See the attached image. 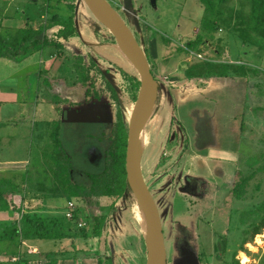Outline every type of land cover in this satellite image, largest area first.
Returning a JSON list of instances; mask_svg holds the SVG:
<instances>
[{
    "label": "rangeland",
    "instance_id": "1",
    "mask_svg": "<svg viewBox=\"0 0 264 264\" xmlns=\"http://www.w3.org/2000/svg\"><path fill=\"white\" fill-rule=\"evenodd\" d=\"M81 1L55 0L71 7L70 9L66 5H61L58 12L62 15H67V12L73 14L72 9L80 12L81 27L93 33L98 27V35L95 36L104 46L93 47L92 51L86 49L79 41L75 43L71 50L73 53H69L68 67L70 66L72 72L69 68L64 73L53 72L61 79L53 80L50 102L58 109L60 107L59 111L64 120L68 119V112H75L78 117L77 112L87 109L84 113H88L81 119L92 120V125L107 123L113 126L120 120L119 122L128 124L129 128L136 106V96L139 94V91L137 95L132 91L131 81L140 80L139 70L121 52L112 33L106 27L100 22L98 25L87 20L92 14ZM107 2L125 20L145 51L152 72L160 85V93L165 84L170 82L171 74H178V71L187 69V72L194 74L193 78L201 79L206 73L197 75L198 68L207 67L208 63L212 62L227 61L228 51H231V69L240 77L249 80L242 157L239 159V171L236 170V174L231 173L230 184L223 186L227 191L225 195L221 188L219 189L218 183L213 180L202 177V183L198 185L197 178L189 175L187 151H182L187 138L186 130L173 119L159 118L161 101L156 102L153 114L142 133L140 160L145 180L162 218L168 264H264V248L252 252L248 246L255 242L257 235L264 229V28L255 33L249 31L251 26L249 27L247 20L251 9L248 4L250 0H215L217 11L222 13L215 35L207 32L206 21L208 20L207 23L213 21L206 15L208 12L206 13L205 6L200 0H107ZM214 36L219 45V55L214 53L216 48L212 46ZM245 46L251 48L248 55L245 54L248 50L244 49ZM83 51L87 52L84 60L78 56ZM74 53L76 54L73 55ZM75 61L77 68L82 69L78 72V77L74 71ZM83 63L86 69L90 68V80L85 88L78 83L80 80L75 82L78 85L72 84L76 77H81L84 71ZM223 72V68L217 67L209 74ZM31 81L28 96L34 102L37 79ZM108 83L115 89L117 101L113 100ZM46 84L48 85V82ZM73 91L77 92L76 96L70 98L69 94ZM86 91L90 95L85 97ZM64 97L66 100L67 97L70 98L71 102L73 100L81 102L70 106L64 103L66 101ZM49 110L50 107H47L45 116L41 113L35 117V127L31 128V122L28 124L30 131H34L35 148L32 156L39 150L49 149L48 169L63 188L62 197L58 191L53 194L57 206L53 205L52 208L47 206L39 208L40 205L35 206L36 203L32 201L25 203L18 197L14 199L15 202L13 200L10 202L25 210L28 206L27 211L39 209L37 210L39 212L42 209L45 211L43 216L51 220H63L75 235L73 239L61 241L63 245L60 250L72 253V257H67L63 264H99L100 258L112 254L110 248L107 249L105 246V239L93 236L89 231L86 210L90 212L93 208L100 209V215L105 217L115 205L117 207L114 213L115 223L112 235L108 238L116 257L115 264H147L149 244L142 226L145 212L141 202L135 195L132 198L77 196L76 171L60 169L57 165L58 147L55 146L53 139L55 127L52 121L47 122L50 116L52 117ZM42 126L45 127L44 133ZM74 131L77 140L82 141L79 145L89 140L86 130L78 127ZM204 134L208 136V133ZM108 136L103 141H97L98 144L89 152L91 163L99 168L102 167L105 153L110 149L111 135ZM27 144L28 142L21 143L18 146L17 143L14 145V142H11L12 147L0 150V161L25 156ZM38 163L42 164L43 173L45 163L40 160ZM240 170L243 179L239 174ZM241 179L242 196L239 199L233 192V186ZM40 182L46 186L53 185L52 179L45 174ZM43 190L48 192L47 189ZM5 206V202L0 203V211H4L2 209ZM69 211L74 213L71 220L66 217ZM7 221V216L1 213L0 222L4 234L13 230L12 223L6 225ZM34 244V248H39L41 244L51 245L42 242ZM21 254V251L15 249L0 248V264H27Z\"/></svg>",
    "mask_w": 264,
    "mask_h": 264
},
{
    "label": "crops",
    "instance_id": "2",
    "mask_svg": "<svg viewBox=\"0 0 264 264\" xmlns=\"http://www.w3.org/2000/svg\"><path fill=\"white\" fill-rule=\"evenodd\" d=\"M42 2L43 4H41ZM61 5L66 4L55 2V0H0L1 42L12 44L23 31H39L44 28L47 32L46 35L53 37L63 45L61 48L44 46L17 61L0 55V150L12 147L11 142H14V145L17 143L18 146L28 142L25 147V156L28 157L22 156L18 159L0 161V180H8L17 186L18 193L15 194V199L18 197L25 203L32 201L36 203L35 206L40 205L39 208L45 206L52 208L55 205L53 194L58 191L59 196L62 197L64 190L48 169L47 153L49 149L36 150V154L32 156L35 148L34 131L32 129L33 132L30 131L28 124L31 122V128L35 127V117L41 113L45 116V110L50 107L49 111L52 117L50 116L47 122L52 121L54 127L59 121L92 125V120L81 119L88 113H84L87 109L77 112L78 117L75 112H68V119L64 120L59 111L60 107L58 109L50 102L52 90L46 81L60 78L53 72L64 73L68 68L72 72L70 66L68 67L69 53H73L71 50L76 45L75 43H78L77 41L92 51L94 48H103L104 46L97 40L95 35L98 34L81 27V18L76 19L79 37H70L69 39L59 37L57 33L61 30V26L54 24L55 17H61L60 19L65 21L72 16L71 12H67V15L59 13L58 9ZM66 6L68 7V5ZM215 32L218 31L208 34L215 35ZM212 42H214V44L211 43L212 46L216 48L214 53L219 55L220 49L215 36ZM244 49H248L245 52L246 55L251 51L250 47L245 46ZM79 54V58L84 60L87 52L83 51ZM226 58L227 61L212 62L214 65L212 68L200 67L199 71L195 70L197 75L206 73L202 75L201 79L198 77L191 79L194 74L187 72V69L178 71V74H171L170 82L166 83L162 89V105L158 112L159 118L173 119L186 130L188 139L186 157L190 167L189 175L194 176L192 177L194 179L197 178L198 185H201L202 177L213 180L218 183L223 195L227 193L223 186L230 184L231 173L239 171V159L242 157L241 151L244 143V116L249 90V80L246 77H240L234 72V69H231V51L227 52ZM219 64L230 66L229 71L221 75L209 74L211 71H215V66ZM80 70L82 69L77 68L75 61L74 71L77 77ZM77 77L72 84H77L75 82L80 80V77ZM32 79H37L35 103L28 96ZM65 80L67 79L65 78ZM67 81L66 83L69 84ZM63 99L66 100V97ZM64 103L70 105L71 99L67 97ZM84 106L83 104L82 107ZM44 131L45 127L42 126V132L44 133ZM205 132L208 133V136L204 134ZM38 160L45 163L43 173L52 179V186H46L40 182L44 174L42 173V164H39ZM43 188L48 192H45ZM59 196L58 198H60ZM27 207L26 210L22 209L23 214L29 212L43 215L45 212L42 209L39 212L37 211L39 209L27 211ZM1 213H4L8 218L6 225L16 222L21 229L22 214L9 210L0 211ZM2 228L0 222V233H2ZM36 242L51 243V245L41 244L39 248H34L33 245ZM62 245V242L53 240H26L22 235L15 239H1L0 236V248L21 251L27 264L65 263L67 257H72V253L70 251L67 253L66 250L61 251ZM73 261L75 260L73 259Z\"/></svg>",
    "mask_w": 264,
    "mask_h": 264
},
{
    "label": "trees",
    "instance_id": "3",
    "mask_svg": "<svg viewBox=\"0 0 264 264\" xmlns=\"http://www.w3.org/2000/svg\"><path fill=\"white\" fill-rule=\"evenodd\" d=\"M200 1L205 6L206 13L208 12V14L206 15H208V17H210L209 19L213 21L209 23H207L208 20L206 21L205 24L207 27V31H216L218 29V22L222 17L221 11H217L215 0ZM248 4L251 7L247 20L249 21V27L251 26V29H249V31L251 33H255L264 28V0H250ZM72 10L74 11V13L72 14V16H70L69 19L65 21L61 20V17H55L54 19V24L61 26V30L57 33L59 37L69 39L70 37L80 36L79 30L76 26V19L81 18L79 14L80 12H77L76 9ZM88 20L91 23L100 25L99 21L93 15L89 16ZM98 30L99 28L97 27L95 29L96 34H98ZM46 33L47 32H45L44 28H41L39 31L25 30L12 44H4L0 41V55L17 61L29 56L33 51L41 49L44 46H54L57 48H61L63 46L53 37H49L48 35H46ZM213 66L214 65L212 63H208L207 65V67L211 68ZM83 67L84 71L81 73L80 82L78 83H80V86L85 88L88 81L90 80V68L86 69L84 65ZM215 67L223 68V73L225 74L228 72L225 69L229 68L230 66L227 67V65L221 64ZM193 77L194 76H191V79H193ZM46 82H48L51 88L54 87L53 80H48ZM131 83V89L137 95V92L140 90L141 82L139 79H134L131 81ZM107 86H109L112 91L113 100L117 101L118 98L115 89L109 83ZM76 93L77 92L73 91L71 94H69L70 98L73 96L75 97ZM89 95V92L86 91L85 97ZM160 101L161 93L159 92L157 103H159ZM78 102L81 101L73 100L71 104L75 105ZM119 121L120 120L114 123L113 126L107 124L88 126L59 121L55 126L53 139L55 142V146L58 147L57 165L60 169L66 168V170L74 169L76 171L77 196L81 198L114 196H119L122 198H132V196L134 195L128 183L126 171V153L129 128L128 124ZM78 127L86 130V136H88L89 139V142L87 141L83 145H79L82 141L77 140V136H75L74 134V129ZM96 131H99V133H97ZM109 133H111V136L109 135ZM107 136L109 137L111 145L110 149L105 153L104 161L102 160V167L99 168L91 163L89 159V152L98 144L97 141H103ZM187 150L188 139L186 138L185 148L183 151L186 152ZM239 174L243 179L244 176L241 170ZM241 180L239 181L240 183L238 182L233 186V192L239 199L242 196L240 186L242 185L243 180ZM16 193H18V188L16 185L8 180L0 181V203H6V206L2 210H9L22 214L20 220L21 229H19L16 222H14L12 223L13 230L10 233H0L1 239H15V237L22 235L26 240L38 239L61 242L67 239L75 238V235L71 233L63 220H51L50 218L41 214L36 215L29 212L23 214L22 208L14 205L15 197L13 196H15ZM12 200L14 202H10ZM99 210L100 209L97 208H93L90 212L88 209L86 210L88 228L93 236L99 237L100 239L104 238L106 248H110L112 252L110 256L100 258L99 264H115L116 257L114 255V252L112 251V246L109 244L108 238H110L112 235V230L115 223L114 213L117 211V207L113 205L105 217H102V215H100ZM21 257L25 259V256H23L22 254Z\"/></svg>",
    "mask_w": 264,
    "mask_h": 264
},
{
    "label": "water",
    "instance_id": "4",
    "mask_svg": "<svg viewBox=\"0 0 264 264\" xmlns=\"http://www.w3.org/2000/svg\"><path fill=\"white\" fill-rule=\"evenodd\" d=\"M91 14L106 27L115 38L121 52L139 70L140 90L129 124L126 153L128 183L133 194L145 208L152 228L147 264H168L165 233L157 203L145 180L137 147L157 102L160 85L153 75L149 59L125 20L107 0H82ZM148 242V241H147Z\"/></svg>",
    "mask_w": 264,
    "mask_h": 264
},
{
    "label": "bare ground",
    "instance_id": "5",
    "mask_svg": "<svg viewBox=\"0 0 264 264\" xmlns=\"http://www.w3.org/2000/svg\"><path fill=\"white\" fill-rule=\"evenodd\" d=\"M140 143H141V140H140V142L138 144V147H137L138 156H141L142 155V153L139 154L140 148H141ZM143 211L145 212V214L147 216L145 214L143 215V217H142V226H143V229H144V233H146V239H147L148 243L150 244L152 242V228H151V223H150V220H149V217H148V214H147L145 208H143ZM248 261L250 262V259Z\"/></svg>",
    "mask_w": 264,
    "mask_h": 264
},
{
    "label": "built area",
    "instance_id": "6",
    "mask_svg": "<svg viewBox=\"0 0 264 264\" xmlns=\"http://www.w3.org/2000/svg\"><path fill=\"white\" fill-rule=\"evenodd\" d=\"M71 206H73V204H71ZM66 217L67 219L71 220L72 218H74V213H72V211H69L67 212ZM83 225L84 224H82V226ZM248 246L252 252L257 251L260 248H264V229L261 234L257 235L255 242L253 244H249Z\"/></svg>",
    "mask_w": 264,
    "mask_h": 264
},
{
    "label": "flooded vegetation",
    "instance_id": "7",
    "mask_svg": "<svg viewBox=\"0 0 264 264\" xmlns=\"http://www.w3.org/2000/svg\"><path fill=\"white\" fill-rule=\"evenodd\" d=\"M152 69V68H151ZM154 75V74H153Z\"/></svg>",
    "mask_w": 264,
    "mask_h": 264
}]
</instances>
